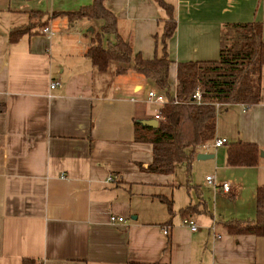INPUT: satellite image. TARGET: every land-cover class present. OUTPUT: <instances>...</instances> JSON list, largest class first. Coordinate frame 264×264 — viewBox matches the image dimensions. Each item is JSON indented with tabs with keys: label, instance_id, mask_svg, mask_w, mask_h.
<instances>
[{
	"label": "crops",
	"instance_id": "obj_1",
	"mask_svg": "<svg viewBox=\"0 0 264 264\" xmlns=\"http://www.w3.org/2000/svg\"><path fill=\"white\" fill-rule=\"evenodd\" d=\"M166 1L176 20L168 39L173 90L178 61L218 58L222 23L261 21L264 40V0ZM90 2L0 0V264L24 257L35 264H264V235L232 233L224 224L253 218L264 184V64L259 101L216 106L214 138L227 143L195 148L190 169L181 161L169 173L148 171L152 143L135 138V121L155 118L161 104L147 89L159 88L132 62H109L102 71L92 64L85 50L101 18L56 14L46 24L50 36L40 27L9 40L12 27L29 22V10L50 15ZM105 5L135 52L148 59L163 53L166 12L155 0ZM114 39L105 34L102 44ZM51 80L59 83L51 88ZM236 140L258 146L254 164H227V144ZM198 171H213L218 184L201 174L212 190L206 199L192 176ZM161 196L172 198V212ZM188 204L194 209L182 214ZM111 214L124 220L113 223Z\"/></svg>",
	"mask_w": 264,
	"mask_h": 264
},
{
	"label": "trees",
	"instance_id": "obj_2",
	"mask_svg": "<svg viewBox=\"0 0 264 264\" xmlns=\"http://www.w3.org/2000/svg\"><path fill=\"white\" fill-rule=\"evenodd\" d=\"M155 1L166 12L161 35L163 53L150 59L135 52L130 43L117 33L116 15L105 5V0H91L89 4L81 5L76 10L52 11L50 15L39 9L29 10V22L12 27L8 36L9 40L16 41L24 32H37L38 28L46 25L48 19L56 14H65L70 19L101 18V30L91 36L85 55L101 71L106 69L110 61L132 62L137 72L152 79L163 92L165 101L158 109L163 118L157 120L156 126L135 121V138L152 143V160L146 170L169 173L181 161H185L190 169L196 146L214 138L220 104H252L259 101L264 40L261 21L222 23L218 58L178 61L175 88L171 94L168 39L174 34L176 20L170 2ZM107 33H114L115 39L103 45L102 37ZM196 88L203 91L201 102L191 98ZM216 103L219 104L218 108ZM258 153L259 148L255 143L231 141L226 147V162L229 165L254 164ZM161 200L172 212V198L161 196ZM255 201L253 218H230L224 221L229 232L264 235V184L257 186ZM194 207L188 204L180 211L186 214ZM22 264H35V260L24 257Z\"/></svg>",
	"mask_w": 264,
	"mask_h": 264
},
{
	"label": "built area",
	"instance_id": "obj_3",
	"mask_svg": "<svg viewBox=\"0 0 264 264\" xmlns=\"http://www.w3.org/2000/svg\"><path fill=\"white\" fill-rule=\"evenodd\" d=\"M40 31L42 33L46 34L47 36H50L53 33V30L48 25L42 26L40 28ZM57 83H59L57 80H51L50 87L53 88ZM147 98L149 100L157 102L159 104H162L165 101V95L163 94V92L156 90L155 88L147 89ZM191 98L193 100H195L196 102H201L202 98H203V91L200 88H196L194 90ZM218 105L219 104L216 103V106H218ZM155 118L161 119V118H163V116L159 112H157L155 114ZM225 143H227V139L225 137H215L212 140H206V141L198 144L196 146V148H198L200 150H207L210 147H218V146L224 145ZM107 178L110 180V179H112V176L109 175ZM205 179L208 183H212L215 186H218L214 174H206ZM220 186L225 191L230 189V184L227 181H223L220 184ZM123 220H124V217L122 215H115V214L110 215V221L113 223H119ZM183 222L185 224H187L192 230L197 229V223L191 217H188V216L184 217ZM162 232H163V234H168L169 226H164L162 228ZM37 264H43V263L40 262Z\"/></svg>",
	"mask_w": 264,
	"mask_h": 264
},
{
	"label": "rangeland",
	"instance_id": "obj_4",
	"mask_svg": "<svg viewBox=\"0 0 264 264\" xmlns=\"http://www.w3.org/2000/svg\"><path fill=\"white\" fill-rule=\"evenodd\" d=\"M93 19H98V18H93ZM101 21H102V19H100ZM95 21V20H94ZM108 34V33H107ZM111 62H113V61H110V63ZM123 63H126V62H123ZM108 67V66H107ZM107 67H106V69H107ZM120 67H122V66H119V68ZM171 89V88H170ZM173 92H174V90H173V88L171 89V94H173ZM149 105V108L151 107V104L149 103L148 104ZM157 104L156 103H154V107L156 106ZM222 107V106H221ZM225 158V156H223L222 155V159H224ZM204 171H198V173H193L192 174V176L195 178V180H196V182H198V183H200V184H202V187H201V191H202V195H203V197L206 199L207 197V195H208V192H211L212 190L210 189V190H208L207 189V187H209L208 185H206V184H209L212 188L213 187H215L214 186V184H212V183H208L207 181H206V179H205V175L206 174H214V172L213 171H211V172H205V173H203ZM201 174H202V176H203V179L205 180V182H206V184H205V182L203 181V179H202V176H201ZM206 186V188L204 187V186ZM180 187H177V189H179ZM212 197H213V195H212Z\"/></svg>",
	"mask_w": 264,
	"mask_h": 264
},
{
	"label": "water",
	"instance_id": "obj_5",
	"mask_svg": "<svg viewBox=\"0 0 264 264\" xmlns=\"http://www.w3.org/2000/svg\"><path fill=\"white\" fill-rule=\"evenodd\" d=\"M141 122L148 124V125H151V126H156L158 121L156 118H148V119H142ZM260 155L264 157V151L263 150L260 151ZM196 156H197V158H207V157H211L212 154L206 153V152H199V153H197Z\"/></svg>",
	"mask_w": 264,
	"mask_h": 264
}]
</instances>
